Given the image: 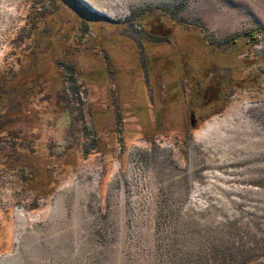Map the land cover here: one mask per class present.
<instances>
[{"label": "rangeland", "instance_id": "374dc122", "mask_svg": "<svg viewBox=\"0 0 264 264\" xmlns=\"http://www.w3.org/2000/svg\"><path fill=\"white\" fill-rule=\"evenodd\" d=\"M0 264H264V0H0Z\"/></svg>", "mask_w": 264, "mask_h": 264}]
</instances>
